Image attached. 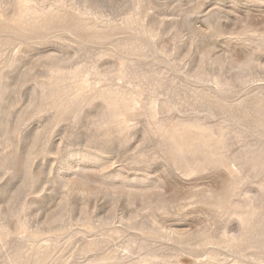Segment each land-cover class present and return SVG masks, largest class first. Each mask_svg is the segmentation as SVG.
Masks as SVG:
<instances>
[{"label":"rangeland","instance_id":"obj_1","mask_svg":"<svg viewBox=\"0 0 264 264\" xmlns=\"http://www.w3.org/2000/svg\"><path fill=\"white\" fill-rule=\"evenodd\" d=\"M0 264H264V0H0Z\"/></svg>","mask_w":264,"mask_h":264}]
</instances>
